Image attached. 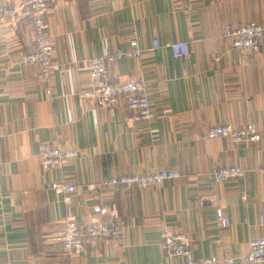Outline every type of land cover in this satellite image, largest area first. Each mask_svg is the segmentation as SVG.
I'll return each instance as SVG.
<instances>
[{"label": "crops", "instance_id": "obj_1", "mask_svg": "<svg viewBox=\"0 0 264 264\" xmlns=\"http://www.w3.org/2000/svg\"><path fill=\"white\" fill-rule=\"evenodd\" d=\"M27 1L0 0L23 6L0 21V264H186L165 254V227L185 233L196 258L264 264L245 260L250 242L264 237V33L255 52L233 49L227 36L244 23L264 27V0H48L55 46L48 79L21 59L33 48ZM133 39L143 53L108 69L122 81L144 79L149 121H129L124 102L108 110L79 96L91 87L88 59L127 51ZM155 39L187 42L190 54L176 58ZM217 123H253L261 139L206 138ZM53 143L78 156L44 169L42 152ZM228 165L246 174L217 181L214 169ZM163 170L181 176L144 190H78L69 204L52 187ZM105 205L122 222V237L66 253V221L105 219Z\"/></svg>", "mask_w": 264, "mask_h": 264}, {"label": "built area", "instance_id": "obj_2", "mask_svg": "<svg viewBox=\"0 0 264 264\" xmlns=\"http://www.w3.org/2000/svg\"><path fill=\"white\" fill-rule=\"evenodd\" d=\"M48 0H28L30 6L33 48L24 52L21 59L25 63L35 64L39 68L42 78L48 79L52 71V59L55 46L48 22ZM21 7L0 5V21L8 17H15ZM264 27L256 22L244 23L232 27L227 31L233 49L241 52L258 51L262 45ZM127 51H117L107 56H94L88 59V68L91 87L79 93L81 98L97 99L100 105L108 110H114L120 102H124L131 111L128 120L132 122L149 121L154 118L150 99L146 93L144 79H127L122 81L116 73L108 69L109 62H116L124 58H132L143 53V47L133 39ZM154 47L170 49L176 58H185L190 54L187 42H165L160 44L154 40ZM221 55H217L220 58ZM229 138L234 143L256 142L261 134L253 123L233 125L230 123H217L211 127L206 138ZM78 156V151L65 147L62 143H53L45 147L41 164L46 170L62 168ZM264 171V168L262 169ZM245 169L237 165H228L214 169L213 175L217 181H226L231 178L242 177ZM176 170H163L156 172H137L113 176L107 180L88 185L67 184L64 181H55L52 187L64 194L66 203H71L72 194L78 190L102 191L109 186H119L123 192L133 188L141 190L154 185H160L168 179L180 177ZM100 213L105 219H94L86 224H78L74 219L66 221L61 234V243L66 253L80 251L89 244H95L103 239L119 240L122 237V222L117 218L109 206H102ZM217 218L223 226L230 224L229 218L221 209L217 211ZM161 245L169 257L183 258L186 264H217V256L196 258L193 254L192 243L189 237L179 231H172L165 227L161 232ZM249 263H264V237L256 238L250 242V251L245 256ZM228 264H234V258L227 259Z\"/></svg>", "mask_w": 264, "mask_h": 264}]
</instances>
